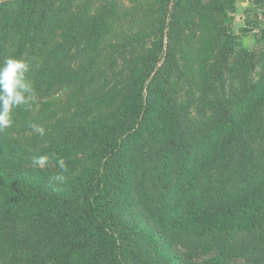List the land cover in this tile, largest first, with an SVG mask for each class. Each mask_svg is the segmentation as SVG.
Masks as SVG:
<instances>
[{
    "label": "trees",
    "instance_id": "trees-1",
    "mask_svg": "<svg viewBox=\"0 0 264 264\" xmlns=\"http://www.w3.org/2000/svg\"><path fill=\"white\" fill-rule=\"evenodd\" d=\"M121 1L0 0V63L35 89L0 131V240L16 264H264V47L234 0L214 28L201 0Z\"/></svg>",
    "mask_w": 264,
    "mask_h": 264
},
{
    "label": "rangeland",
    "instance_id": "rangeland-1",
    "mask_svg": "<svg viewBox=\"0 0 264 264\" xmlns=\"http://www.w3.org/2000/svg\"><path fill=\"white\" fill-rule=\"evenodd\" d=\"M158 2L159 0L156 3ZM207 2L208 0H201L203 14L200 15V17L202 16V23L203 21L208 20V26L205 27L214 28L215 26H219L222 17L212 10L210 4V6H206ZM121 3L122 11H127V7L125 6H127L128 0H122ZM158 5H161V3H158ZM224 20V23L226 24L225 26H229V30L236 35V41L238 42L239 47L255 48L258 50L264 47V39L260 37L261 31L264 30V2H257L255 0H234L233 6L227 9V16L224 17ZM213 33H215V30H213ZM210 38H214V36L211 35ZM207 47H209V45L205 43L203 48ZM204 53L201 43V56L191 60L190 64L192 66L200 64ZM125 62L126 61L120 60L118 61V64L122 68L125 66ZM183 63L185 64L186 60H184ZM117 74L121 76V73ZM200 256L203 255L200 254ZM190 257L197 258V255L191 254ZM0 264H16L11 259L9 246L1 240ZM46 264L54 263L50 262Z\"/></svg>",
    "mask_w": 264,
    "mask_h": 264
},
{
    "label": "clouds",
    "instance_id": "clouds-1",
    "mask_svg": "<svg viewBox=\"0 0 264 264\" xmlns=\"http://www.w3.org/2000/svg\"><path fill=\"white\" fill-rule=\"evenodd\" d=\"M30 70L29 63L24 59L8 57L0 63V131L13 125L14 109L20 106L30 107L34 101L35 89L27 76ZM30 127L41 136L44 135L45 129L42 126L32 124ZM48 160V156L33 158L38 167H44ZM56 163L62 171H66L63 158ZM53 179L63 183L65 177L57 174Z\"/></svg>",
    "mask_w": 264,
    "mask_h": 264
}]
</instances>
